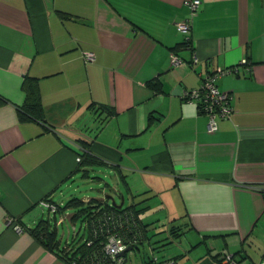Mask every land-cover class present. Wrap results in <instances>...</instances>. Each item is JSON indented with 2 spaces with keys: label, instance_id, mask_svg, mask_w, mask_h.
I'll return each mask as SVG.
<instances>
[{
  "label": "crops",
  "instance_id": "0c3cea01",
  "mask_svg": "<svg viewBox=\"0 0 264 264\" xmlns=\"http://www.w3.org/2000/svg\"><path fill=\"white\" fill-rule=\"evenodd\" d=\"M190 11L187 0H0V264H69L29 228L50 216L39 200L64 204L95 165L143 208L149 237L130 251L146 249L135 264L170 224L208 254L260 258L264 0H201ZM188 18L187 43L176 23ZM216 68H233L217 78L232 111L209 131L183 94ZM25 77L36 78L41 120L19 118ZM83 151L99 162L80 165Z\"/></svg>",
  "mask_w": 264,
  "mask_h": 264
},
{
  "label": "trees",
  "instance_id": "16d2710c",
  "mask_svg": "<svg viewBox=\"0 0 264 264\" xmlns=\"http://www.w3.org/2000/svg\"><path fill=\"white\" fill-rule=\"evenodd\" d=\"M150 84L156 87L158 83L157 81H153ZM22 88L25 92V99L18 113L19 118H35L41 120L43 118V112L36 78L25 77L22 82ZM0 100H3V98L0 97ZM84 143L86 142L84 141ZM82 145L86 147V145ZM79 157L80 165H91L99 162L88 151H83ZM144 199L146 198L140 199L139 202ZM54 203L57 205V211L52 213V216L41 217L33 227L29 228V231L42 245L49 250L55 251L69 264H107L109 257L104 253V244L108 233L114 232L120 234L125 243L131 246L130 250L137 247L140 243H143L144 239L149 237L145 231L146 224H143L138 216L143 208H137L136 203L130 202L128 205L123 204L121 207H116L111 204L108 198L87 197L85 199L77 196L70 197L64 204ZM67 208H78L71 213L70 220L74 222L78 217L81 218L80 227L83 228L85 233L82 241L81 239H69L62 242L61 239H58L56 228L57 213H62ZM166 231L169 235L167 237L170 240L166 241L165 244L179 238L183 233V226L180 224H170ZM74 233H79V228L75 227ZM157 241L161 240H154L152 244ZM160 245H164V243ZM159 246H156V248ZM129 251H126L123 255V264H126L129 260L127 257ZM218 254H214L213 258L218 260V264H221V259L218 258ZM153 255L156 254H151L145 262Z\"/></svg>",
  "mask_w": 264,
  "mask_h": 264
},
{
  "label": "built area",
  "instance_id": "2783aa9c",
  "mask_svg": "<svg viewBox=\"0 0 264 264\" xmlns=\"http://www.w3.org/2000/svg\"><path fill=\"white\" fill-rule=\"evenodd\" d=\"M201 0H187V3L190 6V14L194 15L197 11ZM178 31L184 35L185 42L190 41V31H191V19H184L176 23ZM84 57L86 60H92L94 54L92 51H85ZM193 63L198 61L197 56H193ZM180 62L178 55H172V63L176 64ZM233 68H216L213 71L206 73L200 84L198 86L186 89L184 91V97L187 100L195 101L201 110L205 111L208 115L207 128L209 131L215 130L217 127V118L218 117H228L232 111L230 105V94L221 91L217 85V78L226 72L231 71ZM80 159V157H77ZM39 205L42 208L48 210V212L55 213L57 211V205L50 201L49 199L39 200ZM63 217H58L57 223H61ZM15 230L20 231L21 227L15 223ZM75 229V226L72 225V230ZM127 246L123 238L118 233H108L106 236L104 244V253L109 257V262L107 264H123L124 257L118 253L124 250ZM221 264H238L239 260H236L234 254L227 252L225 250L220 253ZM143 264H179L174 257H159L153 255L147 262ZM246 264H264V252H262L258 260H249Z\"/></svg>",
  "mask_w": 264,
  "mask_h": 264
},
{
  "label": "rangeland",
  "instance_id": "374dc122",
  "mask_svg": "<svg viewBox=\"0 0 264 264\" xmlns=\"http://www.w3.org/2000/svg\"><path fill=\"white\" fill-rule=\"evenodd\" d=\"M112 175L113 173L111 171L109 172V170H107L106 168L97 165L93 166L89 171V176L78 184V191L74 193L73 196H77L80 198L82 196L98 197L110 194L116 202H119L121 200V197H123L124 205H128L130 202L129 195L127 194L122 183L119 181L115 182L116 180L112 177ZM106 182L109 186L106 185ZM114 187L116 188V190H113ZM119 191L122 194H120ZM108 199L110 200V198ZM77 209L78 208H70L67 209V212L73 213ZM44 213L46 215L49 214L47 210ZM57 215V219L58 217H61V213H57ZM50 216H52V213H50ZM62 217L64 219L62 223L56 225L58 239H61L62 242L69 239H81L82 241L85 233L83 228L80 227L81 218L78 217L74 222H72L67 217ZM72 224H74L76 228H79V233H74V230H72L71 226ZM159 234L161 235L157 237H159L158 239L161 240V243H164V245H160L158 248H156V255L162 256L163 254H175L177 256L179 264H204V261L207 258L210 261L214 259L211 253H207V247L204 243H190L191 240L189 239V237L191 234L182 235L180 239L177 238L167 244H165L166 241L170 240L169 237H166L168 233H166L165 235L164 233H158V235ZM130 251L128 252L127 257L132 261L133 264H135L136 261L139 260L138 258L144 255V251H146V249L145 247L140 246L139 251L135 250V253L133 251L132 253H130ZM235 257L236 260H239L238 264L246 263V261L244 262V260L246 259H243L238 252L235 253ZM216 264H218V262H216Z\"/></svg>",
  "mask_w": 264,
  "mask_h": 264
},
{
  "label": "water",
  "instance_id": "95a60500",
  "mask_svg": "<svg viewBox=\"0 0 264 264\" xmlns=\"http://www.w3.org/2000/svg\"><path fill=\"white\" fill-rule=\"evenodd\" d=\"M106 197L110 198L111 204L115 205L116 207H121L123 205L124 199L121 197V200L119 202H116L115 199L110 194H106ZM131 249V246H127L124 250L120 251L119 255H124L126 251H129Z\"/></svg>",
  "mask_w": 264,
  "mask_h": 264
}]
</instances>
